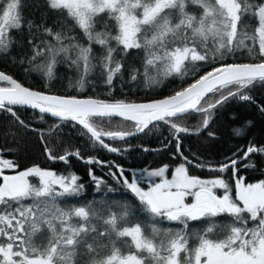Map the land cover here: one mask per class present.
<instances>
[{
	"label": "snow or ice",
	"instance_id": "6c2138e0",
	"mask_svg": "<svg viewBox=\"0 0 264 264\" xmlns=\"http://www.w3.org/2000/svg\"><path fill=\"white\" fill-rule=\"evenodd\" d=\"M133 50L138 66L128 62ZM0 62L27 64L24 75L36 74L47 89L0 71V114L12 122L6 140L16 141L17 128L32 132L48 160L68 164L83 157L67 148L57 155L60 142L51 137L58 130L71 126L119 152L105 138L122 141L162 124L183 160L171 179L167 165L147 171L160 178L147 189L119 166L118 175L110 169L138 206L104 197L79 203L84 185L74 172L38 164L20 170L4 158L11 150H0V264H264V179L248 183L239 175L241 164L257 167L253 155L264 159V146L250 142L219 165L197 162L217 174L200 178L189 174L193 161L184 156L180 135L190 133L183 121L193 114L202 117L199 132L230 101L257 103L251 93L264 88V0H0ZM60 65L74 72L67 87L81 93L102 84L111 96L126 73L146 90L180 83L146 102L58 95L51 89L61 79ZM21 108L54 123L47 132L38 129L21 119ZM258 110L264 116V104ZM85 162L105 164L92 157ZM89 175L99 192L104 180L91 169Z\"/></svg>",
	"mask_w": 264,
	"mask_h": 264
},
{
	"label": "trees",
	"instance_id": "16d2710c",
	"mask_svg": "<svg viewBox=\"0 0 264 264\" xmlns=\"http://www.w3.org/2000/svg\"><path fill=\"white\" fill-rule=\"evenodd\" d=\"M49 23L51 24L52 22L49 21ZM95 51L97 55L101 54L99 46H96ZM135 51L133 50V57L128 58L130 64L134 61ZM119 58L118 56L117 59ZM134 62L137 66L139 65L138 60ZM26 67H28L27 64L21 67L19 65L13 66L12 63L0 62V71L14 75L25 86L47 91L43 87V81L36 74L33 73L31 76L24 75L23 68ZM57 74L61 79L54 81L55 87L51 89L54 94L75 95L78 97L94 96L101 99L114 98L134 102H146L151 99L163 98L171 94L176 85L180 83L177 80L168 82L163 87L146 90L143 82L137 86L136 82L128 79L126 73L125 82L117 80L115 89L112 91V95L109 96L102 84L96 90H92L89 87L83 93L69 89L67 87L68 77L74 76V72L63 65L58 66ZM189 81H191V77H189ZM251 95L256 99L257 103L255 105L232 100L225 107L217 110L207 129L196 131L202 123V117L198 114H193L183 121L184 125L191 130L189 134H180L183 154L193 161L192 164L188 165L190 175L200 178H212L217 174L209 172L207 167L204 169L198 168L195 164L199 162L206 165H219L238 150H246L250 142L257 146H264V116L258 110L259 106L264 104V88H256ZM18 114L25 122L45 132L54 123L53 119L46 117L41 119L40 114L29 109H20ZM249 122L251 123L249 124ZM11 123L7 114H0V150L5 154L11 150V155H5L4 158L16 160L19 163L20 170L38 164L58 174L67 175L69 172H74L80 177L79 182L84 185L83 198L78 199L79 203H86L93 199L99 201L104 197L138 206L139 202L123 187L122 183H118L113 178L110 174V169L112 172H117V166H119L124 170L129 180L136 177L140 186L147 189L149 183L139 178L140 173L159 169L167 165L169 171L166 173L170 175L175 167L183 162L182 157L176 154V141L172 139L170 128L162 124L157 127L150 126L151 131L145 130L144 133L137 134L136 137L126 138L122 141L105 139V142L110 146L120 150L115 153L107 151L98 144H93L87 137L81 136L76 128L69 126L58 130V133L51 137V139L60 142L57 146V155L64 154L67 148L69 151L79 150L83 157V159L72 157L69 163L65 164L61 161L48 160L44 154L41 141L32 132H25L23 129L17 128L15 129L16 141L13 142L11 136H8L6 140L5 137ZM100 126L111 127L112 129L117 127L116 125L109 126L107 124H101ZM236 128H243L244 135L235 136L233 130ZM125 130L134 131L131 126H128ZM210 132L215 135L209 136ZM89 157L104 161L105 164L103 166L100 164H87L85 161ZM252 160L256 162V168L245 169L243 164H241L239 171V175L244 177L248 183L264 179V159L253 155ZM90 169L96 177L102 178L105 182L99 192L89 175ZM223 176L234 185L231 173H225ZM161 226L177 227L175 222H164ZM192 228L193 230H199L200 225L198 222H192Z\"/></svg>",
	"mask_w": 264,
	"mask_h": 264
},
{
	"label": "rangeland",
	"instance_id": "374dc122",
	"mask_svg": "<svg viewBox=\"0 0 264 264\" xmlns=\"http://www.w3.org/2000/svg\"><path fill=\"white\" fill-rule=\"evenodd\" d=\"M107 128V127H106ZM112 130H116V128H114V129H112ZM146 173L147 172H143V173H140L139 174V178H142V179H144L147 183H149V186L151 185V184H153V183H158V182H160V178L159 177H148L147 175H146ZM171 174H172V172L170 173V175H167V173L165 174V176H166V178H168V179H171ZM148 186V187H149ZM147 187V188H148ZM222 194V193H221Z\"/></svg>",
	"mask_w": 264,
	"mask_h": 264
},
{
	"label": "water",
	"instance_id": "95a60500",
	"mask_svg": "<svg viewBox=\"0 0 264 264\" xmlns=\"http://www.w3.org/2000/svg\"><path fill=\"white\" fill-rule=\"evenodd\" d=\"M81 98H83V97H81ZM21 109H29V110H32V109H30V108H21ZM32 111H34L35 113H38L39 114V112H38V110H32ZM41 115V114H40ZM45 117L46 118H50V117H48L47 116V114H45ZM51 119H53V118H51ZM117 119H119V118H117ZM54 120V119H53ZM151 126V125H150ZM147 130V129H146ZM132 137H136V135L135 136H130V137H127V138H132ZM105 139H107V138H105ZM112 153H115V152H112Z\"/></svg>",
	"mask_w": 264,
	"mask_h": 264
}]
</instances>
